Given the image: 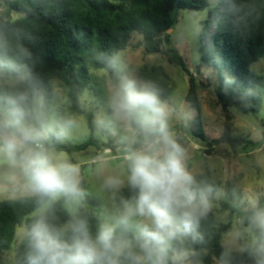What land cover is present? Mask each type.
<instances>
[{
    "label": "clouds",
    "instance_id": "9594fccd",
    "mask_svg": "<svg viewBox=\"0 0 264 264\" xmlns=\"http://www.w3.org/2000/svg\"><path fill=\"white\" fill-rule=\"evenodd\" d=\"M28 57L27 49L0 39V164L37 205L21 229L27 264H203L206 253L192 245L203 239L199 229L212 208V189L188 169L156 84L120 75L107 110L96 119L99 129L119 138L127 176L104 177L102 188L118 198L119 207L93 236L81 211L87 197L81 169L54 151L80 120L48 102L23 63ZM125 184L128 198L119 195ZM60 202L70 217L63 228L52 223ZM239 224L218 264H228L232 251L264 264V205L253 202Z\"/></svg>",
    "mask_w": 264,
    "mask_h": 264
},
{
    "label": "trees",
    "instance_id": "16d2710c",
    "mask_svg": "<svg viewBox=\"0 0 264 264\" xmlns=\"http://www.w3.org/2000/svg\"><path fill=\"white\" fill-rule=\"evenodd\" d=\"M205 9H209V15L200 30L199 52L202 62L216 70L218 103L224 110L259 112L264 104V75L253 70L252 65L264 58V0H219L211 9L209 0H0V39L27 49L30 57L23 63L38 77L51 105L56 106L58 101V81L67 92L71 112L87 118L89 138L78 145L56 144L55 150L71 153L91 145L101 150V143L94 138V116L82 108L81 100L86 89L91 88L107 109L104 78L99 82L94 72L107 69L116 53L127 48L134 33L143 36L146 53L161 52L164 43H171L167 30L174 28L181 10ZM13 12L17 15L13 16ZM178 63L189 76L185 100L197 112L188 129L190 135L207 146V152L219 143H227L233 149L255 147L257 143L248 137L232 134L230 124L225 125L220 138H207L201 120L199 84L179 56ZM139 75L141 80L156 84L164 102L172 95L174 87L162 65L143 68ZM194 176L211 186L208 197L215 202L220 182L210 172ZM121 192L125 198L131 195L127 186ZM85 204L89 209L81 211L95 236L102 221L93 208L99 203L87 196ZM259 204L264 205V196ZM222 207L229 209L231 218H245L251 211L240 212L230 202H222ZM36 208L34 198L27 196L0 199V264H5L4 254L12 248L17 228L31 223ZM53 215L52 223L60 228L70 219L63 202L55 205ZM230 229L231 222L218 223L212 212L201 221L199 231L203 239L192 247L206 253L202 256L203 264L219 261L226 250L223 237ZM26 253L27 242L21 239L16 245V264H27ZM227 259L228 264H251L247 256L236 251Z\"/></svg>",
    "mask_w": 264,
    "mask_h": 264
},
{
    "label": "rangeland",
    "instance_id": "374dc122",
    "mask_svg": "<svg viewBox=\"0 0 264 264\" xmlns=\"http://www.w3.org/2000/svg\"><path fill=\"white\" fill-rule=\"evenodd\" d=\"M209 2L211 9L219 0H209ZM3 7L5 9V4ZM12 14L17 15L15 12ZM208 15L209 9L181 10L177 23L169 32L171 43H164L162 51L158 53H146L143 36L134 33L127 48L116 53L108 68L94 73L99 82L104 78V87L108 96L110 89L122 74H130L141 80L139 75L141 69L154 65H162L165 68L174 87L172 95L165 101L170 112L169 123L186 152L187 167L193 175L210 172L221 184L216 201H211L210 212L214 214L218 223L231 222L230 231L223 237V245L227 249L232 243V234L240 227L241 219L236 216L231 218L229 209H224L222 202H230L243 212L250 210L251 204L259 203L264 196V104L259 112L246 114L234 108L224 110L218 103L215 93L218 85L216 70L202 62L199 52L200 30ZM178 56L185 61L199 84L197 93L201 106L202 126L207 138L209 140L220 138L225 125L230 124L232 134L248 137L257 143L255 147L233 149L227 143H219L207 152V146L190 135L188 129L197 112L185 100L189 89V76L178 63ZM252 69L264 75V58L254 63ZM55 86L58 95L56 106L64 113L73 114L67 101L66 90L58 81ZM81 100L82 108L93 114L94 123L97 117L107 110L106 106L98 102L91 88L86 89ZM73 115L80 120L81 126L62 144L78 145L91 134L86 116L75 113ZM94 138L101 143V150L91 145L82 151L71 153L59 152L55 149L54 151L64 153L71 163L79 165L82 176L81 186L86 190L88 197L94 198L99 203V206L93 209L103 221L119 207L118 198H113L102 188L103 179L107 175H120L126 178L127 167L122 159V145L118 137L104 132L96 125ZM108 144L111 147L108 148ZM10 177L11 173L6 166L0 164V199L25 197L26 195L16 188ZM126 186L125 184L122 189ZM119 195L121 196L122 192ZM86 207L88 206L85 204L83 208ZM23 228L24 226L17 228L16 240L12 248L4 254L5 264H16V245L22 239ZM215 264H218L216 259Z\"/></svg>",
    "mask_w": 264,
    "mask_h": 264
},
{
    "label": "water",
    "instance_id": "95a60500",
    "mask_svg": "<svg viewBox=\"0 0 264 264\" xmlns=\"http://www.w3.org/2000/svg\"><path fill=\"white\" fill-rule=\"evenodd\" d=\"M173 30V28H171V29H169V30H167V32L169 33L170 31H172Z\"/></svg>",
    "mask_w": 264,
    "mask_h": 264
}]
</instances>
